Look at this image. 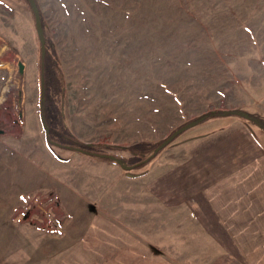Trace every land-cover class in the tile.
<instances>
[{"label": "rangeland", "instance_id": "374dc122", "mask_svg": "<svg viewBox=\"0 0 264 264\" xmlns=\"http://www.w3.org/2000/svg\"><path fill=\"white\" fill-rule=\"evenodd\" d=\"M36 2L52 84L29 1L0 0V264H264V246L218 245L211 207L168 178L198 133L245 126L264 148V0ZM45 85L72 136L123 160L47 132Z\"/></svg>", "mask_w": 264, "mask_h": 264}, {"label": "crops", "instance_id": "0c3cea01", "mask_svg": "<svg viewBox=\"0 0 264 264\" xmlns=\"http://www.w3.org/2000/svg\"><path fill=\"white\" fill-rule=\"evenodd\" d=\"M244 127L185 138L182 160L174 155L168 171L182 177L184 200L211 207L220 246H264V148Z\"/></svg>", "mask_w": 264, "mask_h": 264}, {"label": "trees", "instance_id": "16d2710c", "mask_svg": "<svg viewBox=\"0 0 264 264\" xmlns=\"http://www.w3.org/2000/svg\"><path fill=\"white\" fill-rule=\"evenodd\" d=\"M49 55L47 53L44 57H42V67H41V76L44 78L45 83H55L57 79L55 78V69L50 65L51 63H48ZM47 64V65H46ZM47 85V84H46ZM45 85V86H46ZM50 85V84H49ZM58 91L60 88L57 89ZM49 91L47 90L46 86V92H43V118L45 125H48L49 129L54 128V132L58 133L60 136V141L63 143H66V145L63 144V146L77 149L78 151H81L82 153L95 156L99 155L101 157L110 158L107 155H103L101 153H98L96 149L93 147L82 143L78 139H76L74 136H72L66 127L63 124L62 121V113L60 110L59 105L56 103L55 99L52 97V95H49ZM236 113V111H229L225 113H211L204 115V119L209 116H215V115H227V114H233ZM250 119L257 122L259 125L264 126V122L261 116L254 115V114H248ZM60 131V132H58ZM162 142V141H161ZM159 142L157 145L149 144L148 142H141L137 143L135 145H132L130 147V150L133 152V157L131 158V162L134 164L129 165L130 168L133 167H141L143 165H146L161 149H158ZM112 159V158H110ZM118 160H123L122 158H119ZM128 167V168H129Z\"/></svg>", "mask_w": 264, "mask_h": 264}, {"label": "water", "instance_id": "95a60500", "mask_svg": "<svg viewBox=\"0 0 264 264\" xmlns=\"http://www.w3.org/2000/svg\"><path fill=\"white\" fill-rule=\"evenodd\" d=\"M32 10L34 12L35 15V24H36V29H37V34L39 37V41L41 44V56L44 57L46 54V37H45V31H44V27L42 25V20H41V15H40V9L38 7V4L36 2V0H28ZM42 83H44V78H42ZM44 90V88H43ZM202 120H204V117H200L194 120H191L185 124H183L182 126L178 127L176 130H174L165 140H163L159 146L158 149L164 148L165 146H167L176 136H178L180 133H182L183 131L196 126L197 124H199ZM48 126H46V130L48 132ZM103 155H107L108 157L114 159V160H118V158L116 156L113 155H109V154H103ZM125 167H129L128 165H125Z\"/></svg>", "mask_w": 264, "mask_h": 264}, {"label": "flooded vegetation", "instance_id": "af4514ba", "mask_svg": "<svg viewBox=\"0 0 264 264\" xmlns=\"http://www.w3.org/2000/svg\"><path fill=\"white\" fill-rule=\"evenodd\" d=\"M52 142V141H51ZM53 144H54V142H53Z\"/></svg>", "mask_w": 264, "mask_h": 264}, {"label": "bare ground", "instance_id": "6f19581e", "mask_svg": "<svg viewBox=\"0 0 264 264\" xmlns=\"http://www.w3.org/2000/svg\"><path fill=\"white\" fill-rule=\"evenodd\" d=\"M11 150V149H10Z\"/></svg>", "mask_w": 264, "mask_h": 264}]
</instances>
